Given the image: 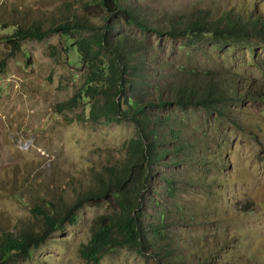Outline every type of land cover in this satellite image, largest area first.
<instances>
[{"label": "rangeland", "instance_id": "rangeland-1", "mask_svg": "<svg viewBox=\"0 0 264 264\" xmlns=\"http://www.w3.org/2000/svg\"><path fill=\"white\" fill-rule=\"evenodd\" d=\"M100 1L0 0V63L5 60L0 66V240L24 228L39 231L41 223L32 214L35 207L75 204L79 194L94 187L97 173L126 157L123 144L137 135L129 121H77L79 115L88 118L89 106L57 111L56 106L73 97L84 82L85 68L73 45L80 36L91 34L88 30L24 41L8 58L7 37L20 26L40 22L47 30L84 17L94 31L143 43L147 63L140 85L145 91L165 88L182 70L211 71L236 81L237 95L220 114L194 106L157 110L170 118L163 127L168 141L161 150L170 154L153 168L154 192L147 195L146 221L157 224L166 215L165 245L176 247L172 256L176 262L264 264V41L218 44L209 38L143 33L123 18L106 21ZM126 3L148 9L159 23L168 14L208 8L243 9L264 18V0ZM170 129L180 132V141L171 138ZM179 145L184 152L176 156L174 148ZM108 210L106 202L85 203L75 211V224L52 234L26 262L12 264H91L81 259L80 250L91 238L93 220ZM167 261L119 249L100 264Z\"/></svg>", "mask_w": 264, "mask_h": 264}, {"label": "trees", "instance_id": "trees-1", "mask_svg": "<svg viewBox=\"0 0 264 264\" xmlns=\"http://www.w3.org/2000/svg\"><path fill=\"white\" fill-rule=\"evenodd\" d=\"M100 6L108 14L106 21L123 18L143 33L174 39L209 38L218 44L252 38L264 41V18L243 9L221 12L211 8L194 9L179 16L175 12L159 23L148 9L127 4L126 0H101ZM84 30L91 34L80 36L73 45L85 68L84 82L73 97L56 106L57 111L72 112L81 106H89L88 118L79 115L77 121L117 124L129 121L135 125L137 135L123 144L126 157L97 173L94 187L79 194L75 204L32 209V214L41 223L39 231L24 228L16 233H6L0 240V264L26 262L32 251L43 246L52 234L63 230L67 224L76 223L78 208L85 203L97 205L102 202L108 203L109 210L93 220L91 238L80 250L82 260L100 264L107 254L130 249L139 255L154 254L160 261L169 259L166 262L169 264H182L172 257L176 247L165 245L166 215L162 214L157 224L146 221V207L150 205L147 195L154 192L151 185L153 168L163 156L170 154L161 152L163 143L168 141L164 138L163 127L169 124L170 118L157 110L171 105L194 106L220 114L224 104L233 101L237 95L236 81L223 80L211 71L182 70L165 88L155 86L151 93L145 91L140 85L144 82L147 63L143 43L127 35L113 37L107 31H94L84 17L65 20L47 30L40 22L20 26L7 37L11 48L8 58L20 51L24 41H43L50 34L72 36ZM0 66H5V60ZM170 134L176 142L180 141V132L170 129ZM174 149L176 156L184 152L180 145ZM171 188L174 192L173 186Z\"/></svg>", "mask_w": 264, "mask_h": 264}]
</instances>
